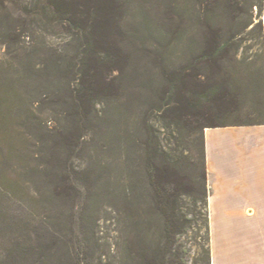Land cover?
Segmentation results:
<instances>
[{
	"label": "trees",
	"instance_id": "obj_1",
	"mask_svg": "<svg viewBox=\"0 0 264 264\" xmlns=\"http://www.w3.org/2000/svg\"><path fill=\"white\" fill-rule=\"evenodd\" d=\"M254 8L260 15L262 0H0V44L15 59L36 58L0 86V231L42 189L48 203L71 204L54 222L26 208L29 221L7 223L19 237L0 264L42 263L51 252L58 264H186L176 240L192 213L206 234L199 264H211L204 130L264 124L261 20L253 77L230 65ZM27 82L35 102L19 92ZM136 116L133 135L126 125L116 137L114 173V131ZM100 126L108 156L95 176L87 137ZM101 178L113 247L99 242V219H86ZM185 200L193 211H182Z\"/></svg>",
	"mask_w": 264,
	"mask_h": 264
},
{
	"label": "rangeland",
	"instance_id": "obj_2",
	"mask_svg": "<svg viewBox=\"0 0 264 264\" xmlns=\"http://www.w3.org/2000/svg\"><path fill=\"white\" fill-rule=\"evenodd\" d=\"M263 10L258 14V11L256 8H254V16H253V24L249 26L244 33L240 35V51L238 53V56L236 59L231 60V70L235 76L238 78L243 79H249L252 78L255 69L258 68V62L256 61V56L261 53L260 45L258 44V38L259 34L257 29L252 28L253 25L257 24L260 20L262 23V37L260 38L263 42V54H264V0H262ZM52 44L56 46L60 43L59 40H51ZM21 56H18L16 59L13 58L11 55H7L6 48L0 44V86L1 84L7 82V79H11V77H21L22 76V70L21 65H27L29 62H36V58L34 57L33 60H28V58L24 57L25 53L19 54ZM38 63V60H37ZM37 63L35 67H37ZM258 72L256 71V77ZM34 83V82H33ZM19 92L23 94V96L31 102H35L37 100V94L35 93V87L34 84H29L28 82L26 84H20L19 85ZM143 92V91H142ZM145 97H148L149 102L151 103V93L150 91H145ZM148 94V95H147ZM59 95H61V92H59ZM143 96V95H142ZM143 105V104H142ZM145 104L143 107H145ZM33 108L38 110V106L36 103H33ZM25 107V106H24ZM142 106L137 105V111L141 110ZM60 109V108H59ZM18 110V109H17ZM16 110V112H18ZM135 115V112L134 114ZM46 116V115H45ZM136 117H131L129 119V124L125 123V126L122 125L118 130L114 131V143L116 146V150L112 152L110 155L114 161V173H117L118 170V164H119V155L117 147V143H119L116 139L117 135H121V137L125 136L124 127L126 128V125L129 126V134L133 135V129H135L136 125H134V121L136 120ZM153 121V120H152ZM104 129L102 126L98 130L95 131V133H91L87 137V142L89 143V147L91 149V159L88 160V163L90 164V169L94 172L95 176L104 175V170L100 169L99 165H95V162L97 164H104L107 160L108 153L106 152L104 145L106 143V138L103 133ZM163 132V130H162ZM164 133V132H163ZM243 137L251 138L252 140L256 141L257 135H254L249 132H244L242 134ZM190 139V138H189ZM188 141V140H187ZM183 146L185 149H193L194 143H192V138L190 139L188 144H184ZM255 150V152L252 153V151ZM257 151H259L257 143L254 145V148L245 146L237 147L235 150H233L234 154L241 160H237L239 162V167L233 168L235 171H232L233 176L235 174H238V176H235L234 182H233V188L236 189L235 192H232L233 196L237 197V202L239 205L233 208H224V206L220 207H212V203H209V214H211V217L213 213L218 216H225V211L231 210L235 216L244 217L246 216V213L244 212V206L247 205H253L257 204V201L254 200V198L248 193L247 189L250 188L251 190L255 189L257 192L261 193V198H263V165L260 164H254L251 161V155L255 154ZM120 152V150H119ZM252 153V154H251ZM260 153H263V149ZM255 154L254 156L259 155ZM121 154V153H120ZM253 156V155H252ZM241 163V164H240ZM222 169L218 167H214L215 173H220ZM243 173V175H242ZM251 175V176H250ZM258 180V181H257ZM93 190H92V198L90 199L89 210L87 211L86 219L90 221L91 216L96 217L99 219V228L97 232V236L99 237V242L102 243H109V246L113 247L114 241L112 240L113 237L116 236L115 233V221L114 219L107 220L108 216H113V214L110 215V212L108 211V206L112 205V201L109 198H106L105 195V184L103 183V178L98 179L97 182H93ZM253 191V192H254ZM43 193V196H39L36 199L27 200L26 201V207L24 208V204L21 208L17 209L15 206L12 207L14 210V214L7 215L2 217L1 222H3V230L0 231V251L3 253L7 252L9 249L13 248L17 243L18 237H19V231H13L9 230L6 226L7 223L9 225L12 223H21L22 221H29V218L31 216H27L26 214V208L29 209V211L32 213V218L34 221L45 220L47 222H54L56 219V216L59 218V215L66 214L67 208L71 207L69 205L71 204H53L48 203L47 200V190L42 189L40 191V195ZM224 191H221L219 195L217 196V200L219 201V204H225L224 198H228L227 196L229 194H223ZM263 200V199H262ZM226 201V200H225ZM188 200H185L183 203L184 207L182 208L184 212H188L190 210L193 211L192 206L186 207L188 204ZM0 203L6 204L7 201H0ZM85 207V206H84ZM66 209V210H65ZM200 210V209H199ZM228 215V214H227ZM188 218L191 220L192 224L190 229L187 231L186 234L179 235L176 240V246L178 253L181 257V261L185 262L186 264H199L200 260H203L204 252H201V247L203 246V249L206 248V242H205V231L202 226V220L201 216L198 213H192V215L189 214ZM227 226V225H226ZM235 226L236 230H233ZM228 225L230 229L225 230V235H227L230 239H232V242H235V240L239 241V239H234L236 236H241L242 240H244V237H246L247 233L257 231L256 225L250 224L249 222H245L244 224H238V225ZM221 229L225 228L223 225H220ZM238 233V234H236ZM212 235L211 231V223H210V237ZM32 242L34 237V234L31 233ZM219 237V234L214 232V238L217 241V238ZM239 238V237H236ZM21 238L19 239V241ZM107 241V242H106ZM211 241V239H210ZM243 243H240V245H245ZM104 248V247H103ZM102 252L106 253L108 255L113 253V250L108 251L107 248L103 249ZM113 249V248H112ZM56 252H51L46 254L45 257V263L44 261L42 263L37 264H58L56 261V258H59L61 261L59 255L55 254ZM242 253V251H241ZM241 253L238 254V260L236 263L241 264L242 261H240L239 257ZM211 256V253H210Z\"/></svg>",
	"mask_w": 264,
	"mask_h": 264
},
{
	"label": "crops",
	"instance_id": "obj_3",
	"mask_svg": "<svg viewBox=\"0 0 264 264\" xmlns=\"http://www.w3.org/2000/svg\"><path fill=\"white\" fill-rule=\"evenodd\" d=\"M244 132H249L257 135L256 141L248 137H243ZM204 141L206 151V168H207V186H208V197H207V208L209 216V228L211 223L212 235L210 237V253H211V264H238V252L241 253L239 259L242 261L241 264H264V124L257 126H228V127H217V128H206L204 130ZM257 143L259 151L255 154V150L252 151L251 161L254 164L263 165V193L257 190L247 189L248 193L257 201V204L244 206V212L246 216L239 217L232 214L233 212L229 209L225 211V216H218L213 213L212 217L209 214V203H212V207L233 208L238 204L237 197L233 196L232 192L236 189L233 188V182L235 174L233 176V168L239 167V159L233 152L237 147L245 146L254 148ZM241 164V163H240ZM214 167L221 168L220 173L214 172ZM243 175V173H242ZM251 176V175H250ZM258 181V180H257ZM221 191L225 194H229L226 199L224 198L225 204H219L216 199ZM254 191V192H253ZM223 193V194H224ZM263 199V200H262ZM226 200V201H225ZM228 214V215H227ZM249 222L250 224L256 225L257 231L247 233L244 240H242L240 234L234 238L239 239L232 242L227 235L225 230L230 229L228 225H238ZM223 225L225 228L220 227ZM227 225V226H226ZM219 234L217 241L214 238V232ZM235 229V226L231 228ZM238 234V233H236ZM245 241V245H240Z\"/></svg>",
	"mask_w": 264,
	"mask_h": 264
}]
</instances>
